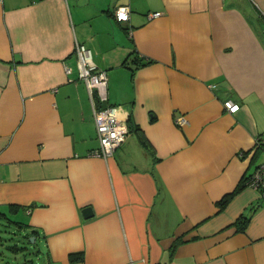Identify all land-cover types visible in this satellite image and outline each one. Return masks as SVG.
<instances>
[{
  "label": "crops",
  "instance_id": "obj_1",
  "mask_svg": "<svg viewBox=\"0 0 264 264\" xmlns=\"http://www.w3.org/2000/svg\"><path fill=\"white\" fill-rule=\"evenodd\" d=\"M76 43L129 129L107 159ZM261 143L264 0L0 3V210L38 229L48 264H264V197L218 204Z\"/></svg>",
  "mask_w": 264,
  "mask_h": 264
},
{
  "label": "built area",
  "instance_id": "obj_2",
  "mask_svg": "<svg viewBox=\"0 0 264 264\" xmlns=\"http://www.w3.org/2000/svg\"><path fill=\"white\" fill-rule=\"evenodd\" d=\"M3 0H0L2 3ZM130 6L121 4L115 8L114 17L118 22L127 23L130 18ZM161 15L160 12L148 13V18ZM75 54L79 69V78L85 83L93 102V115L99 146L91 154L107 159L126 140L129 133L126 122L120 119V108L108 103L106 71L97 69L92 61L91 50L85 45L76 43ZM69 73V68H66ZM225 109L235 113L239 105L232 101L223 103ZM177 124L185 123L183 117L176 119ZM246 185L257 190L264 197V161L247 177Z\"/></svg>",
  "mask_w": 264,
  "mask_h": 264
},
{
  "label": "trees",
  "instance_id": "obj_3",
  "mask_svg": "<svg viewBox=\"0 0 264 264\" xmlns=\"http://www.w3.org/2000/svg\"><path fill=\"white\" fill-rule=\"evenodd\" d=\"M126 62H127V59L124 62V64ZM150 62L151 61H145L141 65H146ZM139 140L145 148L151 149L150 144L148 143V141L146 140V138L142 134H140ZM261 145L262 146L260 148L262 150H264V144L261 143ZM246 180H247V177L245 179H243L242 182H240V184L236 187V189L234 191L226 194L219 201V203H218L219 206L224 207L226 205V203L228 202V200H230V198L232 197V195L235 192L240 190L242 187L247 186ZM248 222H249V216H240L233 223V225L236 227L237 230L243 231L246 228ZM11 227L13 228V230H9V228H11ZM3 232L8 233L10 236H7L5 238L4 236L1 235ZM12 233L20 234V236L22 238V244L21 245L10 242L12 240V237H11ZM32 237L34 238V241H31ZM43 239H44V236L40 235L38 229L28 225L27 223H24L23 221H20L18 219H14V217L12 215H9V214L5 213L4 211L0 210V241H1V243H2V241H5L4 247L7 250L13 252L14 254L21 251L24 254V256L30 255V254L37 256L38 253H40L38 243H40L41 240H43ZM8 240H10V241H8ZM70 257L72 260H75L77 258V254L71 253ZM21 264H33V260L32 259L26 260V258H25L23 263H21Z\"/></svg>",
  "mask_w": 264,
  "mask_h": 264
},
{
  "label": "rangeland",
  "instance_id": "obj_4",
  "mask_svg": "<svg viewBox=\"0 0 264 264\" xmlns=\"http://www.w3.org/2000/svg\"><path fill=\"white\" fill-rule=\"evenodd\" d=\"M262 156H260L259 158L261 159ZM14 219H18V217H14ZM9 230H13V228H9ZM2 236H4L5 238L7 236H10L8 233H2ZM12 240H8L12 243L21 245L22 244V238L20 236V234H11ZM5 241H0V264H21L23 263L24 259L26 258V260H33V264H48L47 258L45 256V247H44V243H38V247L40 249V253L38 256L35 255H25L19 251L17 253H13L9 250H7L4 246Z\"/></svg>",
  "mask_w": 264,
  "mask_h": 264
},
{
  "label": "water",
  "instance_id": "obj_5",
  "mask_svg": "<svg viewBox=\"0 0 264 264\" xmlns=\"http://www.w3.org/2000/svg\"><path fill=\"white\" fill-rule=\"evenodd\" d=\"M82 212H83L84 217L87 218L91 214V209L90 207H85ZM31 241H34L33 237L31 238Z\"/></svg>",
  "mask_w": 264,
  "mask_h": 264
}]
</instances>
